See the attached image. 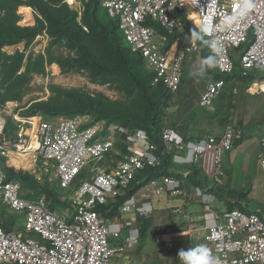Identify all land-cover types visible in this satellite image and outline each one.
<instances>
[{
	"label": "built area",
	"instance_id": "obj_1",
	"mask_svg": "<svg viewBox=\"0 0 264 264\" xmlns=\"http://www.w3.org/2000/svg\"><path fill=\"white\" fill-rule=\"evenodd\" d=\"M98 1L107 17L116 22L127 47L142 57L151 83L162 85L172 96L180 85L185 58L196 50V42L187 40L184 32L206 19L214 28L211 38L223 45L215 67L219 73L232 75L236 62L242 75L264 69V0H254L253 11L228 31L215 26L234 11L237 0H215L211 7L207 0H200L198 6L194 0ZM243 45L247 46L240 53ZM225 85L223 79L207 82L198 106L209 107L223 94ZM249 86L252 93H264V78ZM236 91L233 88L232 92ZM4 116H10V111L0 110V154L4 159L15 153L30 155L31 168L35 170L40 163L37 170L50 174L65 191L82 173L89 179L73 189L72 210H53L44 198H23L19 184L7 179L0 162V206L22 220V232H6L0 226V264H127L124 255L136 249L140 240L135 219L146 218L153 210L150 203L139 204L135 193L139 191L145 199H178L184 194L177 178L162 175L149 179L120 205L116 220L108 221L97 206L119 197L144 168L159 165L156 147L147 133L105 121L92 122L87 116H33L19 121L13 115V129L6 134ZM32 118L35 120L30 121ZM243 135L237 123H228L220 135L204 139L182 138L176 129L165 127L161 141L176 167L198 165L210 155L206 176L211 186L220 187L223 157ZM117 142L125 151L110 165L106 158ZM194 194L203 209L198 232L218 264H264V215L239 208L217 214L211 207V194L199 188ZM172 211L186 221L183 207L175 206ZM164 246L170 248L171 244Z\"/></svg>",
	"mask_w": 264,
	"mask_h": 264
},
{
	"label": "rangeland",
	"instance_id": "obj_2",
	"mask_svg": "<svg viewBox=\"0 0 264 264\" xmlns=\"http://www.w3.org/2000/svg\"><path fill=\"white\" fill-rule=\"evenodd\" d=\"M64 2L71 11L77 14L76 22L82 24L87 0H73L69 3L65 0ZM28 8L30 9L31 20H25L23 15L18 14L19 8H17L15 11V17L17 15V18L13 20L11 27L15 26L19 29L34 27L40 33L30 42L22 40L13 45H3L0 48V100L2 102L0 110L10 111V116H4L6 121L11 122L13 115L20 118L27 117L31 110L37 108V105L42 106V104L51 108L58 106L62 111H68L75 106L72 97L76 95L92 98L98 103L99 101L96 100L98 99L97 96H101L102 99L104 98L107 101V103L102 101V106L104 108L111 107V112L115 109L117 111L125 109L127 113H131L128 107L132 102L135 103V100L121 90L119 83L115 81L105 84L90 82L89 72L82 69L78 70L77 63L75 65L72 63L79 58L76 50L70 49L65 40H54L49 35L46 23L43 22L41 16L33 8L29 6ZM10 12L7 9L0 10V21L8 24L9 20H5V15ZM98 13L103 22L107 20L102 9ZM83 31L87 32V29L83 27ZM88 40L102 61L108 62L111 60L105 41L101 37L89 32ZM17 45L20 48H16L11 53L3 51L4 47ZM201 60L202 57L196 43V50L189 53L184 60L182 77L177 92L172 96L168 106L162 111V128L171 127L177 129L178 134L182 138H186L182 132L178 131L180 126L186 128V123L189 125L197 118L208 114L210 110L215 112L214 115L217 113L215 117H218L219 120L215 121V123H221L223 127L228 123H237L244 129L246 125L260 121L264 122V93H252L248 81L242 78H233L227 81L223 94L218 99H215L207 108L199 107V94L209 81L206 76L201 77L196 74V69L199 67ZM143 67L148 72L144 62ZM235 70L237 74H241L238 63ZM20 74L22 75L21 78L17 77ZM255 78L257 80L264 78V69L258 70ZM233 88H236V93L232 92ZM58 89L68 92V95L59 93ZM137 107L140 108V106ZM74 116H77V114ZM79 116H87L90 121L98 122L88 114ZM34 117L47 118L41 114ZM144 131L147 132L146 130ZM124 151L125 146L121 142H117L115 150L107 156L106 162L111 165L119 159ZM5 161H7L9 167L5 164ZM31 161L32 158L28 155L20 157L15 155V158L9 156L4 159L0 154V162L7 169V174H9L10 178L18 182L21 196L29 199H35V197L44 198L48 203L58 207L60 210H72V191L78 182L89 179L88 174L82 173L71 188L65 191L60 189L50 174L45 175V172L37 170L41 166L40 163L33 170L31 167L34 163ZM13 163L19 168L13 166ZM176 168L179 167L171 164V169L175 173H177ZM261 175L264 178V173ZM248 190L249 188L239 191L230 190L228 194L232 200H245L251 211H260V214L264 215L263 184L262 186L256 185L252 195L246 200L245 197L248 194ZM109 202L100 206L107 205ZM98 213L103 216V213L106 212L99 208ZM146 218H150V227L145 235L140 238L138 250L135 252L136 256L142 258L145 264H181L178 257L181 249L187 250L197 244H204L201 239V233L191 232L189 235L173 236L171 243H169L171 247L163 246L165 247L164 249L162 244L157 245L155 242L156 236L152 228L173 223L176 229L177 227L181 229L183 227L181 222L168 221L157 216H148ZM2 224H12V231L22 232L21 218L16 214L10 213L4 206H0V225ZM135 224L140 231L137 218L135 219ZM158 246H161L162 251L158 250Z\"/></svg>",
	"mask_w": 264,
	"mask_h": 264
},
{
	"label": "trees",
	"instance_id": "obj_3",
	"mask_svg": "<svg viewBox=\"0 0 264 264\" xmlns=\"http://www.w3.org/2000/svg\"><path fill=\"white\" fill-rule=\"evenodd\" d=\"M64 1L65 0H0V10L3 11L7 9L11 11L9 14L6 13L5 15V20H9L8 24L0 21V48L3 45H13L22 40L30 42L40 33V31H37V28L34 27L26 29H19L15 26H13L14 28L11 27L13 20L17 18V15L15 17L17 8H19L18 14L23 15L27 21L31 20L29 6L41 16L43 22L46 23L49 35L53 37L54 40H65L70 49L76 50L79 54V58L76 62L72 63H74V65L77 63L76 66L78 70L82 69L89 72L88 77L90 82L105 84L110 81H115L119 83L121 90L135 100V103L132 102L128 107L131 113H127L125 109L118 111L115 109L111 112V107L104 108L102 106V101L106 103L107 101L104 98L102 99L101 96H97L98 99L95 98L99 101L98 103L92 98L76 95L72 97L75 106L68 111H62L58 106H55L56 108H51L42 104V106L37 105V108L31 110L27 116L33 117L41 114L47 118H52L60 116L57 114H61L62 116L88 114L96 121L104 120L107 123H114L127 129L142 128L147 131L146 133L149 140L156 147L159 165L154 168H144L142 171L138 172L135 179L121 192L119 197L109 202L107 205L97 206V211H99L100 208L103 209V212H106L101 216L108 220L119 215L118 208L120 205L138 191L149 179L157 178L162 175L177 179L181 177L179 174L172 171V155L166 151L161 141V132L163 129L161 125L163 117L162 111L168 106L172 99V95L162 85H152L151 75L144 69L142 57L133 53L127 47L118 31L116 22L109 19L106 14L107 20L103 22L100 19L98 12L102 8L98 0H87L82 24L76 22L77 14L71 11ZM72 1L73 0H67L68 3ZM83 27L87 29V32L83 31ZM192 28L193 27L187 29L184 35L189 36ZM89 32L101 37L105 41L111 60L104 62L100 59V56L89 44ZM196 43L202 59L210 54L208 48L201 46L199 42ZM246 46L247 45H243L239 49V52L242 53ZM16 48H20V46L4 47L3 51L11 53ZM236 66L237 63H235V68ZM256 73L257 71H254L246 75H241L237 74L235 70L232 75L224 76L214 68L208 72L206 77L209 80L208 82L218 79H223L227 82L233 78H242L250 83L256 79ZM21 76L20 74L17 77L21 78ZM57 91L68 95V92L62 91L61 89ZM76 94H78V92H76ZM1 103L0 100V106L2 107ZM137 106H140V108ZM12 129V121H7L5 128L6 134L10 133ZM13 166L19 168L14 163ZM190 167H192V174L196 173L195 165H191ZM3 168L6 172L7 179L16 182L7 174V169L4 166ZM23 198L29 199L26 197ZM37 198L39 197H35V199ZM49 206L53 210L60 211L58 207L50 203ZM231 209L233 208L229 210ZM240 210L242 209L240 208ZM18 217L21 218L20 216ZM137 221L140 226L141 238L149 230L150 218H137ZM0 226L6 232L12 231V224H2ZM152 229L155 235L172 234L177 231L173 223L162 227L155 226Z\"/></svg>",
	"mask_w": 264,
	"mask_h": 264
},
{
	"label": "crops",
	"instance_id": "obj_4",
	"mask_svg": "<svg viewBox=\"0 0 264 264\" xmlns=\"http://www.w3.org/2000/svg\"><path fill=\"white\" fill-rule=\"evenodd\" d=\"M214 111L210 110L208 114L197 118L195 121L186 123V128L181 127L179 132L188 139H204L207 136H218L223 131L221 123H215L219 120L214 115ZM219 114V113H218ZM177 130V129H176ZM243 138L238 141L230 153L224 156L222 166L224 167V179L223 184L220 187L211 186V182L207 179L206 173L210 169L211 158L207 155L204 162L195 165L196 173L191 172L190 166H181L176 168V174H179V180L181 181L183 188V196L178 199H167L163 196L157 198H143L140 192H136L135 195L139 204L150 203L152 205V212L149 216H157L158 218H165L168 221L181 222V229L177 227V232L172 234L155 235L156 239L162 244L171 243V238L176 235H189L191 232H198L202 227L201 218L203 216V209L200 203L199 197L195 196L194 190L199 188L213 196V202L211 203L212 210L220 214L230 208H241L245 212H259L251 211L246 201L244 200H232L229 196V191H239L248 189V194L245 199L247 200L253 193V189L256 185L264 186V122L253 123L246 125L243 129ZM24 156V155H23ZM120 158V157H119ZM32 162V161H31ZM30 162V163H31ZM262 172V173H261ZM183 207L184 213H187L186 221L180 216L173 214V207ZM117 216L108 219V221L116 220ZM124 218H132L131 216H125ZM181 231V232H179ZM165 249V247H163ZM134 250L128 251L123 260L127 264H145L142 258L136 256ZM158 250H161V246H158Z\"/></svg>",
	"mask_w": 264,
	"mask_h": 264
},
{
	"label": "clouds",
	"instance_id": "obj_5",
	"mask_svg": "<svg viewBox=\"0 0 264 264\" xmlns=\"http://www.w3.org/2000/svg\"><path fill=\"white\" fill-rule=\"evenodd\" d=\"M199 2L200 0H194L196 6L199 5ZM214 3L215 0H207L208 7H211ZM233 8L234 11L224 16L222 22L215 26L216 28L221 31L230 30L253 11L255 3L254 0H237ZM201 11H206V9ZM213 31V25L206 19L199 27L194 26L190 30V35L186 37L190 42H199L201 46L209 49L210 54L201 60L199 67L196 69V74L201 77L206 76L211 69L216 67L218 57L223 52V45L217 39L211 38ZM178 257L181 264H218L216 257L204 244H197L187 250L181 249Z\"/></svg>",
	"mask_w": 264,
	"mask_h": 264
},
{
	"label": "bare ground",
	"instance_id": "obj_6",
	"mask_svg": "<svg viewBox=\"0 0 264 264\" xmlns=\"http://www.w3.org/2000/svg\"><path fill=\"white\" fill-rule=\"evenodd\" d=\"M76 79V78H75ZM48 80V79H47ZM54 80V79H53ZM56 80V79H55ZM66 80V79H65ZM61 81V80H60ZM58 82V81H57ZM65 84V83H64ZM69 84V83H68ZM61 85H62V83H61ZM66 85V84H65ZM69 86V85H68ZM15 119L16 120H19V121H21L22 120V118H20V117H17V116H15ZM32 120H35V118H32V119H30V121H32ZM15 155H19V157L20 156H23V155H25V154H22V153H15V154H11V157H13V158H15ZM28 156H30V155H28Z\"/></svg>",
	"mask_w": 264,
	"mask_h": 264
}]
</instances>
